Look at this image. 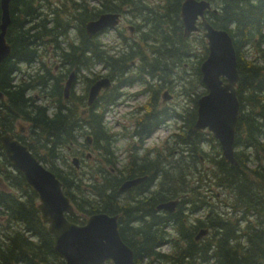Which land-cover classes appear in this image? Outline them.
<instances>
[{
    "label": "trees",
    "instance_id": "obj_1",
    "mask_svg": "<svg viewBox=\"0 0 264 264\" xmlns=\"http://www.w3.org/2000/svg\"><path fill=\"white\" fill-rule=\"evenodd\" d=\"M183 1L11 0L5 37L10 55L0 64V136L23 121L27 131L16 138L62 184L74 208L66 219L83 225L95 214L117 216L120 237L132 250L135 264H264V0H205L217 10L209 11L207 20L230 35L237 58V165L224 160L209 132L191 130L196 101L206 92L200 64L207 46L200 33L183 36ZM113 12L129 14L126 23L137 33L125 37L119 29L116 49L100 42L99 35L89 38L85 29L99 15ZM49 53L51 63L46 60ZM71 72L81 74L85 90L75 95L71 89L64 99ZM101 77L115 85L83 116L79 110L86 107L88 88ZM135 84L149 98L134 118L133 145L142 146L170 119L181 124L170 146L165 141L162 149H154V157L139 156V149L125 163L124 178L148 180L130 191L135 192L131 199L122 200L119 179L105 168L118 163L105 114L107 106L120 99V89ZM164 90L184 105L160 107ZM88 136L104 161L76 169L65 153L70 155L69 148L72 156L89 150ZM211 141L213 155L204 149ZM202 160L211 164L208 171ZM203 173L212 184L208 190L204 180L195 179ZM0 183V264H64L40 219L36 194L8 163L1 145ZM218 196L223 209L210 202ZM175 200L179 205L172 215L154 209ZM201 230L207 235L195 241Z\"/></svg>",
    "mask_w": 264,
    "mask_h": 264
},
{
    "label": "water",
    "instance_id": "obj_2",
    "mask_svg": "<svg viewBox=\"0 0 264 264\" xmlns=\"http://www.w3.org/2000/svg\"><path fill=\"white\" fill-rule=\"evenodd\" d=\"M10 1L0 0V64L10 55V46L5 38L10 23ZM210 9L208 1L184 0L180 10L183 36L188 37L202 28L207 45V56L200 64L201 83L206 92L196 101V119L191 130L211 133L220 146L224 160L230 165H237L234 157L235 129L240 108L236 94L239 80L237 58L230 35L225 30L214 28L205 18V12ZM198 19L200 27L197 26ZM118 21L117 14H101L97 19L88 22L85 29L91 37L105 28L116 26ZM73 75L70 74L65 84L64 98L68 97ZM109 86L108 78L94 82L88 93L87 105H92L99 92ZM2 98L3 94L0 92V99ZM163 98V101L170 99L166 92ZM20 127L21 124L19 132ZM87 139L90 141L89 137ZM0 145L8 163L36 194L37 211L53 240V251L62 258L64 264H135L132 250L120 237L117 217L95 214L81 226L70 223L65 216L73 212V206L55 175L11 133L0 137ZM73 162L76 164V158ZM144 180L145 178L127 180L120 191L136 187ZM177 205L178 201H173L160 205L157 209L172 213ZM206 235L207 231L201 230L195 241Z\"/></svg>",
    "mask_w": 264,
    "mask_h": 264
},
{
    "label": "rangeland",
    "instance_id": "obj_3",
    "mask_svg": "<svg viewBox=\"0 0 264 264\" xmlns=\"http://www.w3.org/2000/svg\"><path fill=\"white\" fill-rule=\"evenodd\" d=\"M130 18L131 17L129 14L122 15L121 23L119 24L117 29L118 28L123 29V33H122L123 36L135 38L137 33L135 32L133 25L126 23L127 20ZM127 25L131 26L133 29L131 31H129V29L127 28ZM98 39L102 43H105L107 45H111L110 49H116V48L120 47L121 38H120V36H118L117 30L106 31L103 34L99 35ZM113 44H115L116 46H114ZM196 45H197L196 47L199 48L198 44H196ZM198 51L199 50L197 49V52ZM246 53H247V56H249V54H251L249 49H247ZM46 60L49 63H51V61H53L51 53H49ZM95 70L98 71L99 66H97L95 68ZM57 71H58V69H56V67H55V72H57ZM103 72H104V70L100 71V73H103ZM74 75H75V73H74ZM85 76L91 77L88 74H85ZM113 85H115V84H113ZM85 86H86L85 80L83 79L81 74L77 75L76 77L74 76L71 89H72L73 93H75V95H80L81 93H83L85 90ZM141 89L142 88H140L139 85H133V87L121 88L120 91H122L124 94L120 95V99L117 102H115L112 105L107 106V108H109V112L106 113V118H105L106 124L109 125V128L107 130V134L110 135L112 133L114 141L116 140L114 142L116 163L118 161V163L116 165L117 168L114 169L116 171H117V169L121 170L123 168L125 161L127 162L126 157L129 156L130 151L133 149L132 143L134 142L133 139H131V140L127 139L124 136V133L126 131L125 130H118V129H120L118 127L121 124H124L125 127L128 128L129 124L132 122V119H134V114L137 113L136 110H139L140 108L145 109V106L148 102L149 97L147 98V95L140 94ZM162 92L164 93L165 90ZM162 92H161V94H162ZM136 93H137V95H136ZM38 101L40 102L41 100L39 99ZM164 102H165L164 107H167L169 109H171L173 107L174 108L176 107L177 109H179L181 106L184 105V101L182 99L175 98L174 96H172L170 99L165 100ZM67 103H69V102H67ZM83 109H84V107H81V109L79 111L82 112ZM98 109H99V107H98ZM85 114H87V111L85 113H83L82 115L84 116ZM130 120H131V122H130ZM175 121H176V118L170 119V120H168V122L163 127H161L160 129H157L153 133V135L149 139L146 140L144 147H147L148 149L149 148H151V149H162L165 141H167L166 145L169 144V146H170V144L174 140L173 135L180 132L177 129V127L181 123L175 122ZM24 128H25V126L23 124H21L20 130L23 131ZM116 130L121 131L119 136H118V134L115 133ZM110 142H113V141L111 140ZM162 143H163V145H162ZM213 144H214L213 141H211L209 143L207 142V144H204V149L207 150L210 155H213V153L215 152ZM137 145H139V144H137ZM69 149L67 150V152H69L70 155H68L66 153H65V155H66L68 161L70 162L71 157H72V153H71L72 149L71 148H69ZM155 151L150 153V157L155 156V154H156ZM84 152L90 153V158H85V160L83 159L82 161H80V167H79L80 170L83 168H87V167L93 168L97 162H103L104 161L102 155L100 156L98 153L94 152L92 147L90 150H84ZM141 152L142 151H140L139 153H141ZM62 155H63V151H62ZM201 164L203 165L202 168L205 169L206 171H208L211 168V164H209L208 162H204V160H202ZM105 168L109 169L107 166ZM198 173H199V171H198ZM112 175H114V174H112ZM198 175L199 174L195 175V177H196L195 179H197L198 181L200 179L201 181H199V182H203V180H204L203 185H205V187H206L205 189L208 190L209 186L212 185L211 182L208 181V179H207V177H205L204 173L202 174V178H199ZM85 181H89L88 178H85ZM190 181L193 184L195 183L192 178L190 179ZM210 202L214 203L215 206H221V208H222L221 196L220 197L218 196L216 200L214 199V200H211ZM201 215L202 214H200V215L198 214L195 217H199ZM167 250L168 249H162V252H165Z\"/></svg>",
    "mask_w": 264,
    "mask_h": 264
},
{
    "label": "flooded vegetation",
    "instance_id": "obj_4",
    "mask_svg": "<svg viewBox=\"0 0 264 264\" xmlns=\"http://www.w3.org/2000/svg\"><path fill=\"white\" fill-rule=\"evenodd\" d=\"M120 20H121V18H120ZM120 22V21H119ZM127 28H128V25H127ZM129 30H132V29H130V28H128ZM112 85H113V82H111L110 81V86L108 87V88H106V89H103L102 91H101V93H100V95L99 96H101V95H103L102 93H104L105 91H107V90H109L111 87H112ZM135 85H138V84H135ZM133 87V86H132ZM165 91H167V90H165ZM168 92V91H167ZM169 94V93H168ZM171 95H169V97H170ZM99 98V97H98ZM97 98V99H98ZM163 92H162V94H161V98H160V107H164V101H163ZM96 101V100H95ZM94 101V102H95ZM93 105V104H92ZM91 105V106H92ZM137 111V113L139 112V110H136ZM86 112V108H84L83 109V111L81 112V114H83V113H85ZM87 112H88V108H87ZM109 112V108H107V112L106 113H108ZM134 112V111H133ZM137 113H135L134 114V118H135V116H136V114ZM105 116H106V114H105ZM130 122H131V120H130ZM20 124H23L24 126H25V128L23 129V131H21V132H19L18 131V128H19V125ZM26 124L23 122V121H21V120H19V121H17L16 122V124H15V129L12 131V132H9V133H11L15 138H16V136L17 135H24L25 133H26V131H27V129H26ZM136 126V120L134 121V119H132V122L129 124V127L128 128H126L125 127V125L124 124H121L118 128H120V129H118V130H125L126 132L124 133V136L127 138V139H129V140H131L132 138H135L134 137V134H133V132H132V130L134 129V127ZM111 127V126H110ZM21 128V127H20ZM109 128V127H108ZM178 129V128H177ZM180 130V129H179ZM120 132L121 131H117L116 130V134H118V136L120 135ZM5 134V133H4ZM2 136V135H1ZM0 136V137H1ZM89 137V136H88ZM87 137V138H88ZM124 137V138H125ZM151 137V136H150ZM150 137H148V138H146V140L147 139H149ZM87 138H86V140H87ZM109 138V137H108ZM146 140H145V142H146ZM112 141H114V140H112ZM116 141V140H115ZM114 141V142H115ZM145 142L142 144V146H140V144L139 145H137V144H135V145H133V149L130 151V154H129V156L128 157H126V159H127V162H128V160L130 159V157H132V156H134L135 154H136V152L138 153V150L139 149H141V150H139V152L140 151H142L140 154L138 153V155L139 156H141L142 154H144V155H150V153L151 152H153L154 151V149H151V148H147V147H144V145H145ZM87 144H89V150L91 149V145H92V140H91V138H90V141H88L87 140ZM135 147H136V149H135ZM145 148V149H144ZM144 157H147V156H144ZM74 158H76V164L73 162V159ZM85 158H90V153H85L84 151L83 152H78V155H74V156H72L71 157V162H72V164L75 166V168H79L80 167V161H82L83 159L85 160ZM138 159H141V160H143L142 158H138ZM118 162V161H117ZM125 163H126V161H125ZM125 163H124V165H125ZM117 165V164H116ZM124 165H123V167H124ZM78 166V167H77ZM117 168V167H116ZM115 167L114 168H112V167H110L109 169H110V173H112V174H114V175H112V176H116L117 177V179H119V186H118V189H117V193H118V195L120 196V198L122 199V200H124L126 197H127V199H131L132 198V196L130 195V193H134L135 194V192L134 191H132V192H130L131 190H139L142 186H144V183L148 180V177H142V178H145V180L141 183V184H139L138 186H136V187H133V188H130V189H127V190H125V191H120V188L122 187V184L125 182V181H127L128 179H126V178H124L125 176H126V174L124 173V168H122L121 170L120 169H117V171L116 170H114V169H116ZM136 179H140V178H136ZM143 191H144V193L146 194V192H147V189H143ZM175 201H177V200H175ZM211 201V200H210ZM168 203V202H167ZM164 204H166V203H164ZM160 205H163V204H160ZM160 205H157L154 209L156 210V211H158V212H163V213H165L166 211H159L158 209H157V207L158 206H160ZM178 205H179V202H178ZM178 205H177V207H178ZM177 207L175 208V210L172 212V213H169V212H166V213H168V214H174L175 212H176V210H177ZM117 217V216H116ZM118 218V217H117Z\"/></svg>",
    "mask_w": 264,
    "mask_h": 264
}]
</instances>
